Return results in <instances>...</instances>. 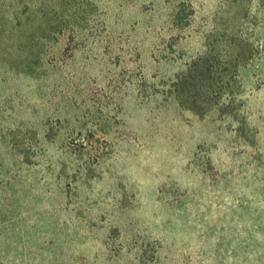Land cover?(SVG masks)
<instances>
[{
  "label": "rangeland",
  "instance_id": "374dc122",
  "mask_svg": "<svg viewBox=\"0 0 264 264\" xmlns=\"http://www.w3.org/2000/svg\"><path fill=\"white\" fill-rule=\"evenodd\" d=\"M0 264H264V0H0Z\"/></svg>",
  "mask_w": 264,
  "mask_h": 264
}]
</instances>
